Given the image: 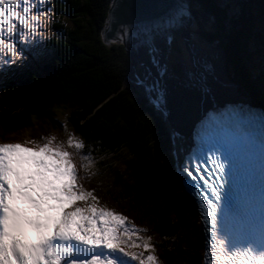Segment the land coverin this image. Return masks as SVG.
I'll list each match as a JSON object with an SVG mask.
<instances>
[{
	"label": "trees",
	"instance_id": "1",
	"mask_svg": "<svg viewBox=\"0 0 264 264\" xmlns=\"http://www.w3.org/2000/svg\"><path fill=\"white\" fill-rule=\"evenodd\" d=\"M239 1L237 19L233 15L226 26L221 20L228 21L232 15L226 14V17L224 10L212 0L191 2L190 11L196 17L202 8L208 14L206 25L217 30L215 38L202 32L200 36L203 42L217 43L221 48L229 81L240 83L237 89L247 98L252 93L262 95V99L264 89L251 92L242 68L243 61L249 60L255 67L256 63L261 65L258 69H262L255 71L257 78H253L262 89L264 60L258 56L252 59L249 52H252L250 48L256 49L255 41L262 43L259 47L264 51V31L261 35L254 34L255 40L251 39L254 36L251 16L246 12L251 6L246 8ZM108 3L109 0H51L54 14L47 22L49 33L44 44L48 56L39 70L25 69V75L17 76L18 79L13 74L14 78L0 80V124L20 131L37 122L48 128L53 120L55 129L70 131L79 137L84 145L79 154L89 158L93 154L96 164H101L105 160L101 158L108 155L120 154L123 172L113 170L116 174L113 186L119 190L123 203L114 197L110 199L121 205L127 202L131 210L124 209L128 213L142 215L152 224L162 263L202 264L203 227L199 224L194 230L199 214L173 171L172 143L165 122L155 114L139 89L127 81L132 63L124 46L105 44L102 40ZM227 3L233 11L235 5H231V0ZM189 74L193 84L194 76ZM105 168L112 170L108 165ZM113 208L111 205L109 209L125 218L126 214L117 213ZM124 222L128 223L129 219L126 217ZM195 236L198 245L192 243ZM144 240L140 234L137 243L132 244L136 246L128 252L156 255L152 244L148 250L144 249Z\"/></svg>",
	"mask_w": 264,
	"mask_h": 264
},
{
	"label": "snow or ice",
	"instance_id": "2",
	"mask_svg": "<svg viewBox=\"0 0 264 264\" xmlns=\"http://www.w3.org/2000/svg\"><path fill=\"white\" fill-rule=\"evenodd\" d=\"M106 7L108 15L101 32L119 25L121 39L117 43L127 45L135 39L133 29L136 25L122 18L131 15L126 0H109ZM52 14L51 0H0V53H3L0 79L44 61L47 55L43 47L46 42L44 25L51 20ZM200 29V21L182 3L165 16L142 23V39L133 46L142 45L146 49L151 68H145L142 76L135 75L133 84L143 90L149 102L160 100L161 77L167 68V57L175 54L178 60L184 61L188 45L200 42ZM125 36L129 39H123ZM158 39H162L164 50L157 46ZM104 42H109L107 37ZM162 57L165 63H161ZM186 62L191 63V60ZM152 69H155V76ZM200 135L212 142L207 151H184L176 144L179 133L171 134L176 174L186 190L191 188L196 194L207 193L206 186L211 185V194L201 199L205 206L210 205L208 219L217 237L216 264H235V261L222 258L228 251L216 234V220L219 205L229 192L225 191L229 180L233 183L231 193L255 207V198L245 187L250 138L230 121L215 116L202 123ZM53 139L31 149L19 143L0 144V264H132L138 259L144 264L138 254L125 251L115 234L113 221L121 222L125 219L123 216L108 210L98 211L94 206H75V201L87 200L91 193L82 188L77 191L71 154L62 145H53ZM67 145L76 149L84 147L71 133L67 134ZM210 157L214 160L210 161ZM65 204L72 210L64 211ZM261 206L264 207V193ZM54 211H58V215H52ZM29 229L35 230V237ZM97 230L100 236L95 234ZM21 235L28 242L22 240ZM101 241L109 250L103 261L98 254L89 251L90 246ZM143 247L145 250L151 247L148 238ZM247 250L257 253L251 248ZM257 254L259 259L241 261V264H264V252ZM147 260L153 264L156 257L148 255Z\"/></svg>",
	"mask_w": 264,
	"mask_h": 264
},
{
	"label": "rangeland",
	"instance_id": "3",
	"mask_svg": "<svg viewBox=\"0 0 264 264\" xmlns=\"http://www.w3.org/2000/svg\"><path fill=\"white\" fill-rule=\"evenodd\" d=\"M196 1L197 0H189L190 3L193 2L195 4H196ZM227 1H229V0H212L213 3H218L219 8L221 9V11L224 10L225 15L226 14L232 15L231 17H228L226 15V17H228V21L225 20L226 18L221 20V22L225 26L229 25L230 24L229 20L233 17V15L235 16V14L238 13L237 9H239V4H240L239 0H231V2H232L231 5H233V6L235 5L234 10L232 11L228 8ZM259 1L261 4L259 3ZM241 4L245 5L246 8L248 7V5L251 6L249 9L246 10V12H247L248 16H251L250 20H251V26H252V33H253V35L256 33H259L261 35V33L264 31V0H250V1L249 0H241ZM226 6H227V8H226ZM189 11H190V8H189ZM195 16L200 21L201 26H202V28L200 29V32L204 33L205 35H207V37H211V38L213 36H214V38H215V36H218L217 35L218 32L215 28L211 27L210 25L209 26L206 25V23H205V22H207L206 16H208V14L202 8H201V10L199 9V11L196 12ZM236 16H237V14H236ZM236 16L233 19H237ZM211 19H213V18L211 17ZM209 21L213 22V20H209ZM48 27H49V25H48V23H46L44 25V31L46 34L49 33ZM212 34H214V35H212ZM5 35H7V34H5ZM199 36H200V33H199ZM47 37H49V35H47ZM262 37L264 38V34H262ZM201 38L202 37L200 36V42L199 43L189 44L188 47L191 46L193 51L197 50L201 59H205L208 57L216 58L217 56L215 54L218 51L220 54L222 64H223L222 69L225 73V76H227L226 78L229 81L230 78H229L228 72L226 71L225 57L223 55V52L221 54V51H222L221 48L217 45V43L212 44V43H208V42H203ZM140 39H142V38H139L138 40H140ZM251 39L255 40V35L252 36ZM133 41H135V40H133ZM263 41H264V39H263ZM253 43H257L255 45L256 49H254V51L256 53L253 50H251L252 48H250V51H253V53L252 52L251 53L254 56H258L260 58L262 57V59L264 60V51L261 49V47H259L260 45L262 46V43L260 44L259 42H256V41ZM112 44H117V42L112 43ZM127 45L129 46L130 44L128 43ZM127 45H126V47H124L125 51H128ZM43 47H44V45H43ZM263 48H264V46H263ZM138 49L139 48L132 47V50H129V52H127V54L128 53L131 54V58L133 60L131 62L132 63V69H131V72L129 74V78L127 80V81L130 80V82H132V83H133V77L135 75H141L142 76L144 73V70H145V67H144L143 62H142V58H140L137 55L138 52L136 50H138ZM251 53L249 52V56H252ZM47 56L48 55H46V57ZM184 56H185L184 61L178 60L175 57V54L168 56L167 60H168V63L170 65L171 72H173V77H172L173 81H174L173 83H174V87L177 90V91L176 90L175 91L179 95L182 103L184 104L185 113L187 114V119H188L189 124L191 125V127L194 128V125L201 121L200 118H202L208 112L219 110V107L212 106L210 104V102L207 103L200 97L198 90H197L198 79L196 77V75L199 77L198 68L194 65V63L191 60V50H187L184 53ZM46 57H45V59H46ZM2 58H3V53H0V59H2ZM239 58H242V54H239ZM189 59L191 60V63L186 62ZM252 59H255V58L252 57ZM194 61H195V59H194ZM139 62H141L142 65ZM233 62L235 63L234 58H233ZM248 62H249V65H252L251 68L254 72H255V70L257 71V70L262 69V68L258 69V66L261 67V65L259 63H256L258 66L255 67V66H253V64H251V63H254L252 60H249ZM248 62L247 63L245 62V63L248 65ZM194 67H196V75L194 73V71H195ZM247 68H248V66H247ZM263 68H264V66H263ZM26 69L39 70L40 64H33L32 66H30L29 68H26ZM242 70H243V72L246 73L247 76L251 74L250 68H248V70H246V71H244L243 68H242ZM210 72H213V71L210 70ZM174 73H176V74L174 75ZM189 73H192L194 76V78H193L194 83L193 84H192V81L190 78L191 74H189ZM14 75L16 76V79H18L17 76L25 75V70L16 72ZM238 75H240V74H238ZM253 76H254V74H253ZM253 76L249 77V79L246 76H243V78L246 79V82L249 83L247 85V87L251 92H253V90H255V91L258 90L259 92H261L264 89V84H262V86H261L262 89H259L258 85L254 81ZM10 77L14 78L13 74L10 73L8 76L5 77V79L6 78L10 79ZM0 80H2V79H0ZM231 85H233V83ZM138 89H139L140 94L144 98H146L149 102V99L145 96L143 90L140 88H138ZM234 89L237 92V95L240 97L241 102H244L242 100V96L244 95V92H242V90H238L235 87H234ZM149 103L151 104V106L154 109V104L151 102H149ZM159 117L162 118L161 116H159ZM52 122L54 123L53 120H50L49 125L51 127L49 126L48 128L45 127V125H42L41 123L37 122V123H34L33 126H28L25 129L20 130V131H13L11 129V127H8V126L6 127L5 125L0 124V144H2V143H19L22 146L30 149V148L42 146L43 144L48 143L49 138H54L52 140L53 145L60 144L63 146L64 150H66L67 152H69L71 154L70 158H71L72 163L75 166V172H76V177H77V179L75 181V183L77 185V191H79L82 188L85 192L91 193V196L87 200L75 201V206L81 207V208H87V207H89L88 206L89 204H87L89 202L90 203H97L99 209L102 206H104L106 208H108V207L111 208V205H114L113 209L117 213H124V214H126V215H124L125 218L127 217V220L129 219V222L125 223L126 227L128 228L127 229L128 231L126 233V237L130 236L131 238H133V236H132V233H133L134 235H140L141 234V236L144 239L148 238V242L150 241L149 244H152L153 248H154V252L156 251V255H153L156 257V260L153 262V264H165V263H162L163 261H161V257L158 256V254H160L158 252L159 241L157 240L158 239L157 235L154 234L152 224H150V222L148 220H144L141 217L142 215L133 214L131 212L128 213L125 209H129V210H131V209L128 206L127 202L122 204V205L118 203V202H122L121 201L122 197L120 196L119 190L115 186H113L114 185L113 183L116 181V179H113V177L116 176V174L113 172V170L119 171V173L123 172L122 171L123 170L122 162L120 161V159H121L120 154L108 155L105 158H101L103 160L105 159L101 164H96V161L93 160V157H94L93 154H91V157H90L91 159L89 158V160H84L83 158H79V154H78L76 148L75 147H68V145H67V134L71 133V132L70 131L62 132L58 128L55 129ZM201 123H203V122L201 121ZM64 127L66 128V126H64ZM167 130L170 134V137H171L170 140L172 143L171 159L176 164L175 157H174L173 140H172L171 132H170L168 126H167ZM71 134L74 137L79 139V137L75 136L73 133H71ZM104 165L110 166L112 170L109 169L110 170L109 171L108 169L105 168ZM173 171L175 172L174 169H173ZM92 196L96 197V199L93 200ZM113 197L118 200V202H117L118 204L113 203V201L110 199ZM63 208H66L67 211H69V206L67 204H65L63 206ZM98 208H96V209L98 210ZM120 210H122V211H120ZM182 213H184V212L182 211ZM85 214L89 215V216L91 215V213H85ZM124 220H123V222H124ZM195 224L196 225L194 226V230H196L199 227L198 220H196ZM113 226L115 228V234L120 238V236L122 234L119 232L118 223L113 221ZM98 228H99V224H97V229ZM95 234L97 236L101 235V233L98 230L95 232ZM192 243H195L198 245V238L196 236L192 239ZM96 246L98 247V250H100L98 253H99L101 260L103 261L106 258L105 254L109 250L107 248H105L104 241H101L100 243L96 244ZM147 256H145V254H144L141 257V259H147ZM138 261H140V260L138 259ZM145 264H149V262H147ZM180 264H181V262H180Z\"/></svg>",
	"mask_w": 264,
	"mask_h": 264
},
{
	"label": "bare ground",
	"instance_id": "4",
	"mask_svg": "<svg viewBox=\"0 0 264 264\" xmlns=\"http://www.w3.org/2000/svg\"><path fill=\"white\" fill-rule=\"evenodd\" d=\"M189 6H190V2H188V6H187L188 10L190 8ZM134 37H135V39H133V40H135V41H130L129 42L130 45L129 46L127 45L129 47L128 52H129V50H132V47H134L133 45L137 43L139 38H141L140 35L134 36ZM109 43H116V42H109ZM156 43H157V46L160 47L162 50L165 49V45L163 44L162 39H158ZM134 48H137V47H134ZM138 48H139L138 49L139 52L137 55L140 58H142V62H143L144 67L145 68H151V65L149 63V57L147 55L146 49L142 45ZM188 50H191V60L194 63V65L198 68L199 77L196 75V67H194V69H195L194 73L198 79L197 90H198L200 97L205 102H207V103L210 102V104L212 106L219 107V110L208 112L202 118H200V120L202 122H205L208 118L214 117V116L218 117L219 119L220 118H230L235 122L239 121L241 118V112H240L239 107L237 105H234V103H239L240 106H243V109L248 108L252 115H253V109L254 108H258V110H257L258 112H260V110H264L261 106L257 107V106H254L253 104H251L249 101V98H247L246 95L242 96V100L244 102H241L240 97L237 95V92L234 89V87L238 88L241 84L238 83L239 86L236 84L231 85L232 83L230 81H228V79L226 78L227 76H225V73L222 69L223 64H222V61L220 58V54L216 49H215L217 51L215 54L217 56L216 58L208 57L205 59H201L197 50L193 51L191 46L188 47ZM128 54H130V53H128ZM194 59H195V61H194ZM130 60L133 61L132 58H130ZM139 63L141 64V62H139ZM161 63H165V59L163 57L161 59ZM166 63H167L166 71L164 72V75L161 77L162 91L160 93V100L158 103H153L154 104V111H155L156 115L162 117V119L165 122L166 127L168 126L171 134L173 132L179 133V137L176 139V144L180 145L184 151H187L189 149L191 150L193 148V147H190L191 141L195 140V135L192 134V132H191L193 127H191V125L188 122L187 114L185 113L184 104L182 103L179 95L176 92L177 90L174 87V83H173L174 81L172 78L173 72H171V68H170V65L168 63V60H166ZM210 70H212L213 72H210ZM152 72H153V76H155L156 75L155 69H152ZM253 96H255V95L253 94ZM229 105H234V106H229ZM261 113H262L261 115L264 117V111ZM201 121L195 125H197V126L202 125ZM195 125H194V127H195ZM248 127L254 128V129H257V128L262 129L261 125L259 123H256L255 120H252L251 125H248ZM261 134L264 137V129L262 130ZM251 140L252 139L250 138V141ZM201 141L204 142V139H201ZM207 143H209L210 147H211L212 142L207 141ZM198 144H200V143L198 142ZM257 146L259 147L260 144L256 143L255 145H253V148L256 150ZM174 157H175V161H176L175 153H174ZM247 157L249 158L248 153H247ZM213 159H214V157H210V160H213ZM174 170L176 173V168ZM255 182H258V181H255ZM182 185H183L184 190H186L183 183H182ZM228 194L231 195L230 190L228 193H226V195L224 196L223 199H225ZM199 199H201V197H199ZM199 205L200 204H197V203L195 204V206L197 207L198 214H201L200 213L201 208H203L204 213L201 215L204 216L205 213L207 212V209H206L204 204L200 205V206ZM97 208H98V205H97ZM198 208H200V209H198ZM101 209L111 211L109 209V207L106 208L104 206L100 207V209L98 208V211ZM63 210L67 211L66 208H63ZM51 214L52 215H58V211H54ZM199 219H200V217H199ZM237 225L238 224H236V226ZM203 232H204V239H209L205 234V227H203ZM212 239L215 240L214 237ZM211 246H212V243L210 241H209V243H207V242L204 243L203 261L206 260L207 256L205 255V253H209V249L211 248ZM132 264H134V262Z\"/></svg>",
	"mask_w": 264,
	"mask_h": 264
},
{
	"label": "water",
	"instance_id": "5",
	"mask_svg": "<svg viewBox=\"0 0 264 264\" xmlns=\"http://www.w3.org/2000/svg\"><path fill=\"white\" fill-rule=\"evenodd\" d=\"M189 0H126L127 7L130 9L131 15L122 17L125 20H129L136 25L133 29V35H140V29L143 22L156 20L167 15L169 12L179 7L181 3L185 8L188 6ZM108 15V12H107ZM119 25H113L105 32H101L102 40L104 42V37H107L109 42H117L121 39L119 35ZM105 28L103 25L102 29ZM142 38V35H140ZM123 39L128 40L127 36L123 37ZM130 41H133L130 40ZM105 43V44H109ZM124 45L123 43H118ZM129 48V47H127ZM127 50V49H126ZM139 52L138 50H136ZM128 51H126L127 53ZM131 58V54H127ZM132 62V61H131ZM181 178V177H180Z\"/></svg>",
	"mask_w": 264,
	"mask_h": 264
}]
</instances>
